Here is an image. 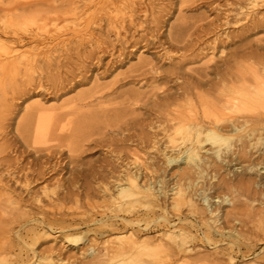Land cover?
<instances>
[{
    "label": "bare ground",
    "instance_id": "6f19581e",
    "mask_svg": "<svg viewBox=\"0 0 264 264\" xmlns=\"http://www.w3.org/2000/svg\"><path fill=\"white\" fill-rule=\"evenodd\" d=\"M120 1L127 3L126 8L119 10V15L114 14L106 20L103 39L96 32L97 27H94L91 16L101 13L105 7H109L107 5L115 6L113 0H99V6L94 10H89L87 5L71 10L74 13H87L90 18L85 26L74 31L75 35H86L79 38L77 44L75 42L77 46L73 55L76 61L69 52L55 55L56 49L51 54L49 51L44 55V52H35L41 48L44 50L47 40L53 41L42 36L38 30L48 28L50 21L52 24V21L63 17L51 11L41 14L34 10L51 0H25L19 4L15 2L18 6L14 9H0L4 13L0 17V255H3L0 264H112L117 258L157 250L188 258L196 242L217 245L223 238L230 240L225 241L229 250L234 251L233 248H239L238 237L241 233L220 227L218 223L222 217L212 208L211 200L213 193L216 194L223 187L235 188L237 181L241 188L250 192L248 198L245 195L246 199L241 201V210L249 209L250 212L254 208L253 203L257 202L260 211L264 212V39H250L254 33H264V12L254 16L250 14L254 10L264 9V0H234L238 6L233 5L234 8L228 11L224 9L226 12L217 13L209 21H183L171 26L166 41L140 38L141 43L130 42L125 35H121L128 29L142 27L136 17L140 7L133 0ZM247 2L249 6L245 8ZM150 5L148 10L153 8ZM28 9L33 11L30 15H23L22 12ZM13 12L14 18L11 17ZM154 21L151 24L157 25ZM239 23L242 24L241 34L233 35L230 32L231 36L225 32L226 28ZM29 24L33 29L26 27ZM112 35L114 39H110ZM7 36L10 37L8 41L1 38ZM65 41L56 42L57 46L64 47L67 44ZM127 44L133 47V51L138 44H142L143 52L152 50L153 57L141 60L138 67L130 71L132 75L127 76L130 79L124 85L143 80H151L154 85H150L149 91L144 93L127 91L121 94L128 96L124 99L128 101L124 110L99 107L98 110L84 112L76 106L64 111L63 107L47 108L43 107L44 103L36 102L25 108L21 118L14 121L15 127L9 129L8 123L13 120V100L26 99L31 96V92L36 95L62 96L68 90L82 85L89 72L93 74L103 67V58L109 56L119 59L126 55L123 47ZM26 45H30L29 52H19ZM202 45H212L213 50H217L221 56L217 58L219 60L211 56L202 68H193L190 66L193 61L190 54ZM87 46L90 50L86 49ZM169 47L181 52L178 60L171 55ZM226 49L228 52L222 56ZM96 51L99 55H96ZM165 60L169 62L167 66L162 63ZM75 62H78L76 68ZM111 64L106 63L99 74L107 72ZM53 70L57 73L50 75L49 72ZM99 90L83 93L74 102L80 104L89 101ZM109 95L101 94L98 103H103ZM127 98L132 100L131 103ZM70 101L74 104L73 99ZM90 103L81 105L85 108ZM137 105L148 109L153 118L147 121L131 114L121 115L126 109L134 111ZM107 114L121 116L111 127L112 134L114 132L117 136L114 134L113 139L109 136L110 141L106 143L108 148L115 147L111 152L116 153V159L104 157L100 161L98 158L96 160L100 161V165L90 164L85 168L80 154L84 147L92 146L94 142L91 135L96 118ZM52 136L54 139H51ZM11 138L30 150H19ZM130 141L136 145L132 150L127 149L125 144ZM98 143L102 146L101 140ZM62 147L68 150V167L74 164L79 166L74 178L70 181L64 179L71 184L69 186L77 183L78 191L73 194L67 190L64 196L53 191L50 195L45 187L42 193L48 202L43 204L40 197L36 200V195L31 197V187L48 176L60 177L63 174L67 163L63 165L57 157ZM150 147L165 159L162 165L166 169L178 167L176 176H170L167 172L169 169L156 167L153 161L141 159L137 150ZM29 153H33L34 158L25 163ZM54 159L59 162L54 163ZM218 176H223L221 184L215 183ZM238 176L240 178L236 179ZM107 177L111 181L98 188L87 181L91 178L92 182L97 179L102 182ZM56 181L60 186L59 178ZM16 186L22 189L18 191ZM97 194H102V203L105 205L91 201ZM27 196L29 198L26 199ZM71 199L86 231L101 237L114 233V237L98 243L96 239L86 240L82 235H67V232L71 234L72 230L81 228L80 224L63 216L69 213L64 203ZM222 201L233 205L228 197ZM28 202L36 203L39 209L31 215L32 218L31 212L23 209V205ZM199 202L202 206H199ZM185 206L188 213L182 212ZM240 208L237 207L238 211ZM208 214H215V217H207ZM3 215L8 218L2 219ZM99 215L101 217H97ZM242 216L243 220H237L242 226L254 223L250 213H243ZM261 222L264 223V219ZM14 225H19L15 231ZM158 228L167 229L168 233L154 238H143L141 235ZM49 236H54V247L40 251L32 249L41 238ZM27 237H30L29 241ZM82 241L86 247L83 250L65 249L68 246L79 248ZM253 243L256 247L257 241ZM57 244L63 245L62 248L57 247ZM15 250L18 251L15 259H7ZM220 252L216 251L215 254ZM228 258L233 264L234 258L231 255Z\"/></svg>",
    "mask_w": 264,
    "mask_h": 264
},
{
    "label": "rangeland",
    "instance_id": "374dc122",
    "mask_svg": "<svg viewBox=\"0 0 264 264\" xmlns=\"http://www.w3.org/2000/svg\"><path fill=\"white\" fill-rule=\"evenodd\" d=\"M27 1H29V0H27ZM32 1H35V0H32ZM113 1L115 3V6L107 5L109 7H105L101 11V13H98V15L91 16V19L92 20L94 19V22H95L94 27L95 28L97 27L96 32L100 33V36L102 39L104 38V34L102 33V31L104 32V28L106 27V20L109 19L114 14H118L119 10H124L126 8L127 3L126 4H125V2L122 3L120 0H113ZM131 1L132 0H127V2H131ZM133 1L136 2L138 8L140 7L138 9L139 12L136 14L137 15L136 17L139 19V20L137 19V21H139V24L140 23L142 24V27L137 26L136 28L128 29L127 32L125 31L126 33L122 32L121 35L122 36L125 35L126 39L130 42L138 41L139 43H141L140 38H143L146 40L147 39L151 40L152 38L153 39L158 38L162 41H166V34L168 33V30L170 29L171 26H177L183 21L184 22H194V21H197L199 19H205L204 22H206V21H209V20L215 18L217 13L221 14L223 11H225L224 9H226V11H228L231 8H234L233 5H235V7L238 6V5H236L237 3L234 0H151L150 1L151 3L148 0H143L145 2H143L142 0H133ZM15 2H18V4H19L20 2H25V0H17ZM15 2H14V0H0V9L3 7H7L9 9L11 7V9L12 8L14 9L16 6H18V4H16ZM148 2L151 5L148 4ZM140 3L143 5H141ZM146 3L148 5H150V7H153V8L152 9L149 8L150 10H148L149 6ZM248 3L249 2H247V4H246L247 6L244 5L245 8H248V6H249ZM83 5L89 6V10H94L96 7L99 6V0H73V1H71V0L70 1L69 0H51V2H49V3H45V4H42L40 6H37L34 10L38 11L41 14L51 11L53 13L62 14L63 17H61V19H58L54 22L52 21V24L50 21L48 28L47 27L46 28H40L38 30V32L42 36L49 37V38L53 39V41L48 42V40H47V43H44V45L46 46L45 49L43 50L41 48V49H39L40 51L36 50L35 52H38V53L44 52L43 54L41 53L42 55H44L47 51H49L50 52L49 54H51V52H54V50L56 49L58 52L57 51H56V53L54 52L55 55H57L60 52H63V54L69 52L73 56V60L76 61V59H75L76 57H75V55H73L75 53L74 49L77 46L76 44L78 42V39L83 37V36H86V35H75L74 31L78 28L85 26L87 24V22L90 20V18L88 17L89 15L87 13H74V11H71V10L74 7H83ZM142 6H143V8H141ZM227 8H229V9H227ZM144 10H147L146 13L143 12ZM154 10H156V11H154ZM31 11H33V9H28L26 11H23L22 14L23 15H30ZM256 11L257 10H254L252 12L249 11V12H250V14L253 13V16H254L258 13L262 14V12H264V9L258 10L259 12L258 11L256 12ZM125 12H128V11L125 10ZM14 13L15 12H13V14L11 15L12 18L15 17ZM3 14H4L3 12H0V17L3 16ZM153 14H154V16H153ZM152 17H153V19H151ZM157 17H159V19ZM156 19L159 21L157 22ZM149 20H151V21L155 20L154 22L157 23V25L153 24V23L151 24V21H149ZM237 25L236 24L231 25L230 27L226 28L225 32L228 33V35L231 34L230 32H232L233 35L241 34L242 30L240 27L242 26V24L240 25V23H239V25L238 26ZM99 26H101L100 32H99ZM26 27H28V29H33V26H31V24H29ZM0 32H1V26H0ZM86 34H88V33H86ZM160 34L161 35L163 34V35L160 36ZM232 34H231V36H233ZM0 35H1V33H0ZM56 37H58V39H56ZM251 37H250V39H260V38L264 39V33H261V32L258 34L254 33ZM1 38L3 40L5 39L7 41L10 40L9 36H7V38H5V37H1ZM114 38L115 37L112 35L110 39H114ZM212 39L213 38H211L210 40L212 41ZM60 40H66L65 44L67 42V44L62 48H61V46H57V43H56ZM75 42H76V44H75ZM29 46L30 45H26V47L21 48V50H19V52L28 53L29 52ZM57 47H59V48H57ZM47 48H49L51 51ZM132 48L133 47L130 46V44L125 45L123 47V51H124V54H126V55H124L123 57H121L119 59L112 58V57L110 58L109 56L103 58V65H102L103 67H105L106 63H109V64L112 63L107 72L99 74L103 71V67L95 70L93 72V74H92V72H89L86 75L85 82L82 85L68 90L69 92H66V94H63L62 96L61 95L60 96L59 95L54 96L53 94L50 95V94H44V93H39L36 95V94H34V92H31V96H29L28 98L26 97V99H25V97H22L21 99L13 100L12 103L14 105V112L11 115V117L13 116L12 117L13 120H10L9 121L10 123H8V125L10 124L9 129H12L13 127H15V122L21 118L22 114L24 113L25 108H28L29 106H31L32 104H35L36 102L44 103V104H42L43 107H47V108L63 107L64 111H67V110L71 109L72 107H76V106L78 107V108L76 107L77 109H80V107H81V110L84 112L95 111V110H98L99 107H102V108L107 109V110L112 109L113 107H118L119 109L125 108L128 105V103H127L128 101H125L124 99L128 96L127 95L120 96L121 94H123L124 92H127V91H138V92L144 93V92L149 91L150 85H154V84H151V82H150L151 80H149V81L143 80L142 82L134 81L133 83H130V84L128 83V84L124 85V82H126L130 79L127 76L132 75V74H130V71L137 68L138 64L140 63L141 60L152 59V57H153V55L151 54L152 50H149V52H143L144 48L142 47V44H138L136 47V50H134V51L132 50ZM86 49L90 50V48L88 46ZM168 50H170V53H171V55L174 56L175 60L181 54V52H179L175 47H173V48L169 47ZM226 50L222 56H224L228 52V49H226ZM83 51L84 50H82V52ZM189 53H186V54H189ZM96 55H99L98 51H96ZM190 55L192 56V60H193L192 63L190 64V66L193 68H198V69L202 68L204 66V64H206V61L211 56H213V58L215 60H219L217 58L221 56L217 50H213L212 45H210V47L206 46V45L196 47L195 51L193 53H191ZM167 62H168L167 60L162 61V63H164L166 66L169 63V62L168 63ZM75 64L76 65H74V68L78 67V62L77 63L75 62ZM54 73L56 74L57 72L55 70H53L52 73L49 72L50 75H54ZM94 74H96L97 76H94ZM45 75H47V74H45ZM47 84H50V83L47 82ZM50 85H47V87ZM95 90H99V92L96 94V96H94V98L89 99V101L86 100L84 102V103L92 102V103H90V105L88 104L85 108H83L81 105L84 103L81 102L79 104L78 101L74 102V100H76L78 98V96H80L81 94L87 93L89 91H95ZM101 90L103 93H101ZM32 93L34 94L33 96H32ZM100 93L101 94L110 93L108 98L101 104L98 103V100H99L98 97L101 95ZM72 99H73L74 104H72V101H70ZM131 101L132 100H129V103H131ZM69 102H71L72 105H68V104H70ZM77 102H78V104H77ZM134 108H135V110L132 112H130V110L126 109L125 112H121V115L123 116L124 114H127V116H129L131 114L130 116H133V117L139 116L140 118L145 119L147 121H149L150 118L151 119L153 118V117H150L152 115L150 114V112H148L149 111L148 109L145 110V108L139 107V105L134 106ZM70 118L73 119V117H70ZM120 118H121V116L115 117V116H112L109 114H107L103 117H97L96 118V120L93 123L96 128L94 127L93 134L91 135L92 141H94V142L96 141L95 142L96 144L94 142L92 143V141H91L92 146L89 145V147L88 146L84 147L83 153L80 154L81 155L80 159H82L81 162H83L82 163L83 167L88 168L87 165H90V164H93V166L94 165L98 166V165H100V161H102V158L104 159V157H105V159H109V160L116 159V156H115L116 153L111 152V150L115 147L111 146L112 148L111 147L108 148V145H106V143H108L110 141V139H113L115 133L113 132V134H112L111 127L115 123V121L117 119H120ZM56 133L58 134L59 132H56ZM59 135H61V134H59ZM109 136H110V139H109ZM116 136L117 135L115 134V137ZM10 137H11V135L9 136V138ZM51 139H54V137L52 136ZM12 140H13V144L15 142V145L19 150H22V151H25V150L29 151L30 150L26 146L23 147V144L19 143L18 140H16V139L14 140V138H11V141ZM100 140L102 141V144H101L102 146H99L98 141H100ZM125 144H126V148L130 149V150H132L136 147L135 143H132L131 141L127 142ZM127 146H129V147H127ZM62 148H61V150L59 149L60 150L59 155L61 157L59 155L57 157H59L58 160L62 164L67 163L66 167H64V170L62 172L63 174L60 175V177H58V175L48 176V178H46V180L44 179V181L42 180V182L39 181L40 183H38V182H36L35 184L33 183L34 186L32 185V187H31V189H32L31 190L32 191L31 197H33V195L34 196L36 195L34 200L39 199V197H40V200H42L43 204L48 202L47 201L48 199H45V197H44L45 194L42 193L44 191L45 187L48 188L47 193L50 195H52L53 191L59 192L60 196H64V194H66L67 190H68L67 192L71 191L70 193H73V194L77 193L74 191H78L77 190V188H78L77 183H74V185L76 187L75 186H69L71 184H69V182H67V181H70V179L72 177L74 178L76 176V171H77L76 169H78L79 166H75V164H74V165H71L70 167H68V164H69V158L67 156V155H69L67 152L68 150L64 149V148L62 149ZM160 149L161 148H159V151H160ZM137 151H138V154L140 155L141 159H143V160L148 159L147 161H149V162L153 161L155 163L156 167L162 166L161 167V170H162V168L164 167V165H162V162L165 159H163L161 154L158 153L155 149L150 147V148H145V149H138ZM25 152H27V151H25ZM29 154L30 155L27 157L25 163L27 161H30L32 158H34L33 153H29ZM154 157H156L157 159L156 158L154 159ZM98 158L100 161L96 160ZM54 160H56V159H54ZM54 160H52V163L54 162ZM58 160H56L54 163H56ZM95 160H96V162H94ZM160 163H161V165H160ZM62 164H60V165H62ZM181 166H184V165H181ZM164 169H166V168L164 167ZM167 169H169L167 172H169L170 176L171 175L173 177L176 176L175 173H177L178 167H173L171 169H170V167H168ZM73 170L74 171L76 170V171L73 172ZM58 178H59L60 186H58L56 184L57 183L56 180ZM239 178H240V176H238L236 179H239ZM64 179H66L67 181ZM107 179H109V180H107ZM107 179L102 180V182H101V179H97V180H94L95 182H92V181H90L91 178H88L87 181H88L89 185H91V186L94 185V187L96 186L98 188L99 185H106V184H108L106 182L111 181L110 178L107 177ZM217 179L218 180H216L215 183L221 184L222 183L221 180L223 179V176H218ZM97 181H99V182H97ZM208 182L210 183V181H208ZM240 186L241 185L237 181L235 188L223 187L222 189H219L217 191L218 194L217 193L212 194L213 197L211 200L212 208H214V211L217 210L216 214L218 213L219 216L222 217L218 223L220 225V227L225 228L226 230L227 229H234L235 231L236 230L240 231L241 236L238 237L239 238V241H238L239 248H236V249L233 248L234 251L229 250V245L227 244V242L230 240L227 238H223L222 241L218 242L217 245H208V244H204V243H201L200 241H198L195 243L194 250H193V252H191V254L189 255L188 258H182V257L180 258V257H178L179 255H176V254H174V252H169V251L168 252L167 251H161V250H157V251H153V252L142 251L141 253H138L136 256H133V257L114 259L112 264H141V263H145V262L148 264H230L229 258H228L229 255H231L234 258L233 264H256V263L257 264H264V259H262V257H264V223L261 222V219H264V212L260 211L259 206H257V202L255 204L253 203L254 208L250 212H249V209L241 210V208H240L241 207V201H243L245 197L248 198L247 195L250 192L247 193ZM16 188L18 191L20 189H22V187H20V186H16ZM229 189H231V190H229ZM101 195L102 194H99V195L97 194V196L94 197V200H91V201H94L93 203H95L97 205L98 204L99 205L100 204L105 205V203H102V196ZM224 195H226V196H224ZM239 195L242 197H240ZM222 196H224V198L228 197L229 200H232L233 205H230L228 203H224L222 201V200H224V198H222ZM27 198H29V197L27 196L26 199ZM29 203L30 202L25 203L24 205H26V207L23 205V207H24L23 209L25 211H28L29 213L31 212L30 218H32V216L34 214H36L39 209L36 207L37 206V205H35L36 203H34V202L31 204H29ZM32 206H34V207H32ZM74 206H75V203H74L73 199L64 203V207L67 208L66 211L68 210L67 212H69V213L68 214L66 213L67 215H63V216L65 217V219H72V220H74L75 223L80 224L81 228L74 230V231L72 230L71 234H70V232H67L66 233L67 235H72V236H81L82 235V236H84V239H86V240L96 239L98 243H101L106 239L114 237L113 236L114 233L105 234L106 235L105 237H103V236L101 237V236H95L94 234H91L92 232L90 233V232L86 231L87 228L83 224L81 217L77 214V212H75ZM199 206H202V204L200 202H199ZM237 207L240 208L241 211L240 210L238 211ZM68 208H71L72 210L68 209ZM98 209L102 210V208H98ZM182 212L188 213L187 206L183 207ZM14 213H16V211H14ZM243 213L244 214L250 213L252 215V217H254V223L247 225L248 226L247 227V226H242V223L237 222V220H239V219L243 220V218H244L242 216ZM254 214H255V216H254ZM210 216H211V214L207 215V217H210ZM50 217H53V216L50 215ZM97 217H101V216L99 215ZM207 217H205V218H207ZM211 217H215V214L212 215ZM260 217H262V218L260 219ZM7 218H8L7 215L2 216V219H7ZM255 224H256V226H255ZM18 226L19 225L13 226L14 231L17 229ZM249 226H251V227H249ZM254 226H255V228H254ZM204 230H205V228L203 227V231ZM163 233H168V230L163 229V228H158V229L153 230L149 234H143L142 233L141 235L143 236V238H154L156 236L158 237L159 234L161 235ZM197 234H199V233H197ZM53 237L54 236H49L48 238H45V237L41 238L39 240L38 244L35 247H33L32 249H37L38 251H40V250L46 249L48 247H51L53 245H56L55 244L56 242H53ZM0 238H1V236H0ZM27 240L29 241L30 237H27ZM255 241H257L256 247H254V243H253ZM259 241H261V242H259ZM83 243H84V241L81 242V244L79 245L80 246L79 248H72L70 246H68L67 248H65V247H63V248H65L67 251L83 250L84 248H86ZM27 246L30 247V245H27ZM62 246L63 245H61V244H57V247L62 248ZM100 250H102V249H100ZM1 251H2V245L0 242V253H1ZM216 251H218V252L221 251V252H220V254L216 255L215 254ZM17 253H18V251L15 250L12 254L7 256V259H10V260L15 259V257L17 256ZM168 253L171 256H169ZM2 257H3V255L2 256L0 255V259Z\"/></svg>",
    "mask_w": 264,
    "mask_h": 264
}]
</instances>
